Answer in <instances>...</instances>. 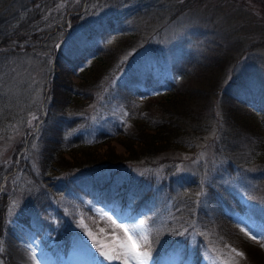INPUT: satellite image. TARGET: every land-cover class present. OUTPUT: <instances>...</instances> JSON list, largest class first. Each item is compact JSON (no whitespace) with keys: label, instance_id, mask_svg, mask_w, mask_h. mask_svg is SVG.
<instances>
[{"label":"rangeland","instance_id":"obj_1","mask_svg":"<svg viewBox=\"0 0 264 264\" xmlns=\"http://www.w3.org/2000/svg\"><path fill=\"white\" fill-rule=\"evenodd\" d=\"M79 4L83 7L84 0H60L55 8L46 12L47 21L40 23L50 30L57 22L50 23L51 18L57 20L64 8L75 9ZM30 5L31 0H0V41L6 40ZM75 11L66 15L64 30L66 28L67 34L60 38L59 35L53 39L46 36L43 39L47 40H36L39 42H33L30 49L26 46L17 48L11 42L0 43V191L6 189V184L8 190L12 189L4 210L7 227L0 237L3 241L0 260L3 264H33L29 257L30 251H35L36 264H109L100 256L85 230L78 226V221L83 219L93 232L99 227L110 234L113 225L107 218L111 217L119 223L145 221L144 229L151 241L149 264H220L227 260L222 256L227 252L225 245L243 253L242 257L233 254L231 264H264V241L257 242L240 231L241 228L264 231V183H246L235 167L227 170L223 165L226 161L222 151H218V140L220 132L228 127L221 93L200 100L192 108L199 114V123H192L193 127L188 125L184 128L185 133L178 136L179 143L188 142L189 147L166 148L138 160H122L127 156L126 149L114 140L111 142L113 154L121 157L122 162L72 172V175L105 174L114 178L117 191H121L124 185L137 182L144 189L152 187L160 191L158 187L170 180L174 182L176 196L167 195L154 200L157 202L153 203L154 207H146L140 213L133 212L135 205L128 207L130 214L126 210L123 213L118 207L113 215L106 206L89 201L86 205L90 203L92 214L74 211V206L64 195L54 197V204L62 208L72 225L73 233L66 243L57 241L48 230L41 242L18 222L21 213L35 216L37 209L32 204V196L43 190L40 177L37 173L35 176L16 174L7 179L3 174L8 169L13 170L12 166L23 161L25 156L30 166L37 169L42 145L37 123L43 115L42 105L47 100L46 89L53 75L57 74L53 59L61 46L64 54L73 52V46L84 40L88 21L108 17L118 23L116 30L97 37L115 52V70L106 74L95 90V99L83 108L88 125L95 127L99 119L123 108L124 102L117 97L120 80H144L148 73L167 68L187 49L201 53L207 42L212 41L209 37L211 31L219 25L223 28L221 20H228L224 28L238 29L233 39H240L236 42L242 45L241 51L231 57L225 78L212 79L213 84L219 86L221 83L227 93L248 95L255 101L250 105L264 111V0H87L79 13L86 17V22L71 27L68 16ZM201 32H204L203 39L198 38ZM217 38L227 43L223 36ZM54 47L56 52L52 51ZM89 60L90 57L83 66ZM195 82H185L182 90H194L198 87ZM158 94L151 93L152 99L146 105L149 115L156 120L161 117L156 106L163 102ZM33 115L36 119H32ZM195 124L200 127L195 128ZM192 128L198 132L193 134ZM32 134L35 136L29 139ZM88 135L94 136V131ZM21 142L28 149L19 150ZM104 151L105 147H102L100 152ZM16 156L20 158L15 160ZM251 166L248 170L255 171L256 166ZM216 182L230 187L242 204V209H225L233 228L214 218L213 200L207 186ZM183 188L186 189L183 191ZM32 220L37 219L33 217ZM112 264L119 262L113 261Z\"/></svg>","mask_w":264,"mask_h":264},{"label":"trees","instance_id":"obj_2","mask_svg":"<svg viewBox=\"0 0 264 264\" xmlns=\"http://www.w3.org/2000/svg\"><path fill=\"white\" fill-rule=\"evenodd\" d=\"M58 1L60 0H31L30 9L25 16L6 36V40L0 43L11 42L12 46L17 48L26 46L30 49L33 42L53 39L57 35L60 38L66 34L61 27L65 26L66 15L73 10H76V14L68 17L74 26L86 22V17L79 14L81 12L79 4L75 9L64 8L57 20L51 18L50 23L57 21L52 28L46 29L45 24L40 22L47 21V17H44L46 12L55 8ZM88 22L87 41L84 44L78 41L71 54H64L62 49L57 54V74L53 76L46 89L45 110L48 116L38 130L42 145L40 158L36 164L37 169L30 166L27 156L18 166L20 174L35 176L37 173L43 188L32 196V204H35L34 207L37 209L35 216L27 213L19 218L25 226L41 239L48 230V234L66 243L69 235L73 233L72 225L68 223L62 208L54 204V197L56 199L57 196L64 195L74 206V211L92 214L89 204L93 202L98 206H106L113 213L120 207L122 212L126 210L130 214L128 208L130 204L135 205L134 213H140L146 207L151 208L157 204L154 200L158 201L167 195L176 196L174 182L170 180L158 187L160 191L152 187L144 189L138 182L129 186L124 185L123 189H118H122L121 191H117L114 188V178L105 174L72 175V172L122 162L121 157L113 154L111 142L114 140L126 149L127 156L122 160H138L162 152L166 148L189 147L188 142L180 144L178 136L185 133L184 128L188 125L193 127L192 123H199V114L192 108L200 100L214 94L216 96L217 93H221L223 97L227 120L225 124L228 127L220 132L218 140V151H222L221 155L226 161L223 165L227 170L235 167L246 183H264V111H258L255 106L250 105L255 101L248 95L227 93L220 86L221 83L218 86L212 81L225 78L231 57L241 51V42H236L240 39H233L238 29L232 30L228 26L224 28L228 20H221L223 28L219 25L211 31L209 37L212 41L207 42L201 53L187 49L167 68L148 73L144 80L134 78L120 80L116 96L124 102L123 108L99 119L96 123L98 125L92 127L88 125L86 116H83V108L95 99V90L106 74L115 70V52L97 37L116 30L118 23L106 18ZM202 35L204 36V32L203 34L201 32L198 38L203 39ZM46 36L47 39H43ZM221 36L224 37L226 44L218 40L217 37L221 39ZM52 51L56 52L55 47ZM88 57L89 62L83 66ZM192 80L196 81L198 87L183 91L182 85ZM151 93H160L157 96L163 101L156 106L161 113V117L158 116L159 120L149 115L146 108L152 99ZM225 98H228V101ZM197 127L200 125L195 124V128ZM93 131L94 136L88 135ZM191 131L193 134L198 132L193 128ZM22 147L21 142L19 150ZM102 147H105L103 153L100 152ZM251 165L256 166L255 171L248 170ZM7 187L9 188L8 184L5 192L0 194V230L5 221L6 196L10 191ZM207 188L213 200L211 209L214 218L233 228L234 225L230 217L226 216L228 211L225 212V209H242L235 192L217 182L208 185ZM86 201L90 203L86 205ZM33 217L37 220H32Z\"/></svg>","mask_w":264,"mask_h":264},{"label":"snow or ice","instance_id":"obj_3","mask_svg":"<svg viewBox=\"0 0 264 264\" xmlns=\"http://www.w3.org/2000/svg\"><path fill=\"white\" fill-rule=\"evenodd\" d=\"M32 119H36L33 115ZM31 124V122H29ZM111 221L113 227L111 228L110 234L108 230L97 227L96 231L93 232L81 219L78 221V226L82 227L89 238L92 240L93 245L96 247L100 256L104 260L112 264L113 261H118L119 264H149L152 259L151 253L148 249L151 247V241L149 234L144 229V220L139 222L129 221L117 224L111 220V217L107 218ZM250 239L256 240L257 242L264 241V231H254L252 228L240 229ZM3 241H0V253L3 252ZM264 246V244H262ZM227 252L222 253V256L227 257L226 261H221L220 264H231L232 255L242 257L243 253L237 249L225 245ZM33 264H36L37 257L35 251H30V257ZM0 264L3 261L0 260Z\"/></svg>","mask_w":264,"mask_h":264}]
</instances>
